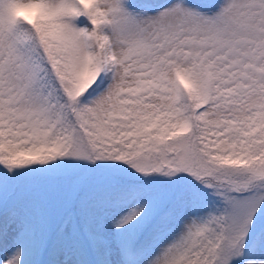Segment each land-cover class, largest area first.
<instances>
[{
  "label": "snow or ice",
  "instance_id": "snow-or-ice-1",
  "mask_svg": "<svg viewBox=\"0 0 264 264\" xmlns=\"http://www.w3.org/2000/svg\"><path fill=\"white\" fill-rule=\"evenodd\" d=\"M0 264H264V0H0Z\"/></svg>",
  "mask_w": 264,
  "mask_h": 264
}]
</instances>
